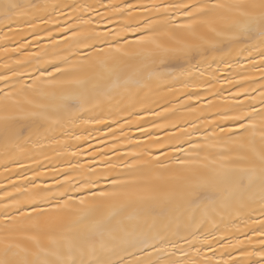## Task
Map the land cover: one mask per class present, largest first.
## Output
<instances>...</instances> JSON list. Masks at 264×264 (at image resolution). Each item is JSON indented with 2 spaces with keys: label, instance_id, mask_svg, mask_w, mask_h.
Returning a JSON list of instances; mask_svg holds the SVG:
<instances>
[{
  "label": "snow or ice",
  "instance_id": "1",
  "mask_svg": "<svg viewBox=\"0 0 264 264\" xmlns=\"http://www.w3.org/2000/svg\"><path fill=\"white\" fill-rule=\"evenodd\" d=\"M0 264H264V0H0Z\"/></svg>",
  "mask_w": 264,
  "mask_h": 264
}]
</instances>
